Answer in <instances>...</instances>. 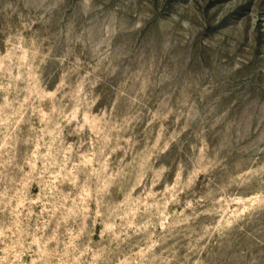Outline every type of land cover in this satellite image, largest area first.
Segmentation results:
<instances>
[{
	"label": "rangeland",
	"instance_id": "1",
	"mask_svg": "<svg viewBox=\"0 0 264 264\" xmlns=\"http://www.w3.org/2000/svg\"><path fill=\"white\" fill-rule=\"evenodd\" d=\"M9 36L24 42L42 66L62 55L95 56L106 68L111 60L120 85L128 77H147L152 101L171 96L175 102L177 76L207 81L220 90L223 110L206 139L184 140L172 157L206 161L194 179L177 174L175 164L174 179L141 176V146L161 123L164 135L183 138L184 121L167 117L124 134L123 147L111 157L113 170H123L117 182H101L85 158L95 173L87 183L82 172L61 173L46 177L49 187L42 188L35 177L45 149L36 130L56 100L33 74L36 95L27 123L17 124L18 116L0 123V264H208L207 251L195 250L205 243L196 242L209 219L204 213L223 208L243 215L249 210L243 201L254 198L259 205L264 199V0H0V40ZM96 94L97 108L109 103V87ZM5 95L12 100L15 93L0 91V104ZM26 95L20 92L21 99ZM237 113L244 117L240 139L227 123ZM236 193V203H226ZM98 205L108 218L97 214ZM223 218L215 217L218 224Z\"/></svg>",
	"mask_w": 264,
	"mask_h": 264
},
{
	"label": "clouds",
	"instance_id": "2",
	"mask_svg": "<svg viewBox=\"0 0 264 264\" xmlns=\"http://www.w3.org/2000/svg\"><path fill=\"white\" fill-rule=\"evenodd\" d=\"M0 49V91L7 93L12 90L15 93L12 100L4 96V102L0 104V123L7 124L13 116L19 117L17 124L22 121L27 123L24 115L35 103L36 95L33 92L34 84H31L33 74L41 88L56 100L46 114L47 119L40 121L42 127L36 130L41 133L40 146L45 149L41 154L44 166L35 177L42 188L49 187L50 180L46 177L50 178L53 174L60 176L61 173L71 177L73 173L82 172L87 183L95 173L85 164V158L94 162L96 171L101 174V182L104 179L117 182L123 170H113L115 164L111 157L123 147L121 141L125 139L124 134L145 120L149 121L150 127L156 120L163 121L167 117L184 121L183 138L178 133L164 135L165 126L161 123L157 134L149 137L141 146L138 157L144 166L141 176L151 172L159 180L174 179L173 164L176 165L177 174L187 173L190 179L195 178L196 168L204 170L206 161L198 155H189L183 160H173L172 157L180 150L184 140L191 137L206 139L207 133L220 122L223 109L218 101L221 92L208 85L207 81L197 83L195 77L177 76L172 80L177 94L175 102L171 96L152 101L149 94L151 81L147 77L134 76L128 77L120 85V72L112 70L111 60L106 68L102 60L95 56L82 60L76 55H62L47 66H42L43 62L35 64L29 49L17 36L0 40ZM25 56L29 57L27 61ZM18 81L31 86L17 89ZM105 85L111 89L109 103L97 108L101 97L96 91ZM20 92L29 95L21 99ZM225 102H230V98H226ZM14 104L19 107L13 108ZM150 104L152 107H149ZM10 108L11 114L7 112ZM93 108L96 110L92 111ZM39 112L37 107L33 115ZM93 119L96 124L90 123ZM243 121L244 117L237 113L227 122L232 125L230 131H234L237 139L244 134ZM45 136L49 137L47 141H44ZM177 187L183 191L185 185ZM238 195L234 194L226 203H236ZM253 200L243 201L249 208L243 215L239 211L234 215L226 214L223 208L209 209L204 213L209 219L202 223L196 242L204 240L205 243L195 250L207 251L208 264H264V199L259 205H254ZM192 206L189 201L187 207ZM58 210L54 206L53 211ZM97 214L108 218L106 212H99V205ZM220 215L224 218L218 224L215 217ZM198 264H204V261H198Z\"/></svg>",
	"mask_w": 264,
	"mask_h": 264
}]
</instances>
